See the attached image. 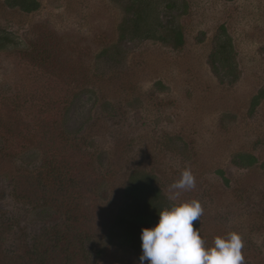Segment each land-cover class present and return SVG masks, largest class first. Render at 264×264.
Listing matches in <instances>:
<instances>
[{
    "label": "rangeland",
    "instance_id": "obj_1",
    "mask_svg": "<svg viewBox=\"0 0 264 264\" xmlns=\"http://www.w3.org/2000/svg\"><path fill=\"white\" fill-rule=\"evenodd\" d=\"M7 1L0 263L140 264V254L106 241L130 178L144 173L172 204H201L205 247L235 232L245 264H264V100L250 113L264 91V0H179L177 9L145 0L148 30L171 38L178 26L179 49L121 39L134 0H39L33 13ZM222 25L236 52L234 83L209 64ZM186 168L196 187L175 197L170 185Z\"/></svg>",
    "mask_w": 264,
    "mask_h": 264
},
{
    "label": "trees",
    "instance_id": "obj_2",
    "mask_svg": "<svg viewBox=\"0 0 264 264\" xmlns=\"http://www.w3.org/2000/svg\"><path fill=\"white\" fill-rule=\"evenodd\" d=\"M179 0H172L168 4V8L177 9ZM7 4L10 8H19L25 13H33L40 7L39 0H8ZM134 6H129L130 11L134 12V16L131 19L126 20L120 26L121 39L125 38L129 33L136 36L138 39L147 40H161L164 43L173 45L176 49L183 48L185 46V36L181 28L175 26L170 30V37L167 35L153 36L154 30H148L149 24L147 19H150L149 13L152 10L151 5L149 8H144L145 0H134ZM184 14L185 13H181ZM147 16V18L145 17ZM133 22L135 29L130 31V23ZM163 27L164 24L162 25ZM139 28V29H138ZM128 35V36H132ZM146 37L143 38L142 36ZM136 37L132 38L137 39ZM163 39V40H162ZM4 49L3 46L0 50ZM236 52L233 45L231 36L229 35L226 26L222 25L215 36V46L209 57V64L211 65L214 73L221 72L224 74L225 81L228 80L230 83H234L237 80L236 70L237 64L235 62ZM264 100V91L258 93L252 100L251 112H254L256 108ZM249 162L247 164L256 165L258 163L257 158L253 156L247 157ZM246 163H245V166ZM52 172H54L52 170ZM224 176V172L220 171ZM62 174V173H61ZM59 174V176H61ZM52 176H57L53 174ZM63 179H67V176L62 174ZM69 180H72L69 177ZM124 197L126 202L120 210L118 216L114 219L113 224L110 227L107 244L118 247L120 249L132 250L136 254L142 255V229L147 227H155L159 221V213L165 208H168L172 203L164 195L163 189L157 186L155 182V176L151 174L136 173L134 174L124 191ZM197 221L193 222L194 229L197 228ZM37 254V250L33 255ZM3 253L0 252L2 260ZM4 264V263H0Z\"/></svg>",
    "mask_w": 264,
    "mask_h": 264
},
{
    "label": "clouds",
    "instance_id": "obj_3",
    "mask_svg": "<svg viewBox=\"0 0 264 264\" xmlns=\"http://www.w3.org/2000/svg\"><path fill=\"white\" fill-rule=\"evenodd\" d=\"M196 187L190 168L182 171L180 178L170 185L178 197L183 191ZM174 197V198H175ZM204 209L197 200L172 204L159 213L158 224L142 229V255L140 264H245L242 254V237L235 232L216 237L212 247H205L199 228Z\"/></svg>",
    "mask_w": 264,
    "mask_h": 264
}]
</instances>
